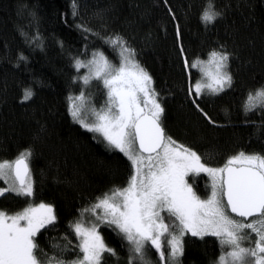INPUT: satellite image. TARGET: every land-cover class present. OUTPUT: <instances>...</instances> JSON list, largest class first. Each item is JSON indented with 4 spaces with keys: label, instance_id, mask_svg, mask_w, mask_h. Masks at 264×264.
<instances>
[{
    "label": "trees",
    "instance_id": "obj_1",
    "mask_svg": "<svg viewBox=\"0 0 264 264\" xmlns=\"http://www.w3.org/2000/svg\"><path fill=\"white\" fill-rule=\"evenodd\" d=\"M205 11L216 14L211 22L202 19ZM124 48L152 78L164 109L160 123L177 144L217 168L240 152L264 156V98L254 99L252 110L245 107L249 94L264 88V0H0V163L30 151L34 179L31 197L5 193L0 211L53 207L55 221L34 237L42 264L53 255L82 258L73 225L134 173L123 153L71 112L74 96L85 95L96 107L107 99L102 81L81 80L77 61L101 52L117 66ZM214 51L228 56L231 86L196 94L200 64ZM28 89L32 96L25 100ZM189 183L201 199L211 192L204 173ZM165 217L170 230L178 224ZM99 231L111 249L101 264H142L115 226L102 223ZM182 243L176 257L165 248V261L147 245V264H218L228 252L211 235L186 233Z\"/></svg>",
    "mask_w": 264,
    "mask_h": 264
},
{
    "label": "snow or ice",
    "instance_id": "obj_2",
    "mask_svg": "<svg viewBox=\"0 0 264 264\" xmlns=\"http://www.w3.org/2000/svg\"><path fill=\"white\" fill-rule=\"evenodd\" d=\"M215 15L205 11L202 19L211 22ZM119 43V39L114 41ZM124 51L129 55L123 57L119 67L103 54L89 62L94 78L103 82L108 97L104 107L93 109L95 119L86 122L80 109L75 105L72 108L73 118L82 127L101 134L112 148L128 158L134 169L126 188L105 194L94 205L104 210L97 221L114 225L133 245L142 264H147L146 244L159 253L161 261L166 259L165 248L169 250L168 257L182 255L186 233L201 238L215 236L222 246H228L231 250L220 258L219 264H228L227 258H231V264H264V156L240 152L223 167H210L195 151L166 136L160 123L164 109L156 99L155 89L150 87L152 78L134 61L131 49ZM227 60L223 53H211L215 72L210 83L195 84L196 94L204 87L215 94L231 86ZM198 63L191 67L196 68ZM76 66L79 69L83 65L77 61ZM84 81L88 83V77ZM31 96V90H25L24 99ZM257 98H264V88L249 94L247 110H252V101ZM209 122L213 123L210 118ZM30 155L26 151L12 163H0V180L8 184L0 187V197L8 192L33 195L27 163ZM192 172H204L212 178L207 198L201 199L185 179ZM164 211L178 221L171 230L160 215ZM54 221L53 208L43 203L29 205L13 215L0 211V264H42L33 237ZM97 228L96 223L86 227L76 222L73 229L81 238L82 258L68 262L53 255L47 264H100L101 253L111 249L103 244ZM246 241L250 246H245Z\"/></svg>",
    "mask_w": 264,
    "mask_h": 264
},
{
    "label": "rangeland",
    "instance_id": "obj_3",
    "mask_svg": "<svg viewBox=\"0 0 264 264\" xmlns=\"http://www.w3.org/2000/svg\"><path fill=\"white\" fill-rule=\"evenodd\" d=\"M99 54H103L101 52H95L93 53L89 59L87 60H82L80 61V63L83 65L82 67H80L78 70L81 71V80L85 83L84 81V77H88V83L95 79L94 78V72H93V66L89 63L90 61L93 60V58L95 57L96 59H99ZM129 55L128 52H125V51H122L121 52V61L120 63L116 66V67H119L121 62H122V59L123 57H127ZM103 56L107 59V57L103 54ZM108 60V59H107ZM109 61V60H108ZM134 61L137 63V61L134 59ZM110 62V61H109ZM200 68L202 70V79H203V82L202 84H207V83H210L211 82V74L215 72V65L212 63L211 61V57L207 60V61H204L200 64ZM227 71V69H226ZM228 72V71H227ZM151 88H153V84L151 83L150 85ZM80 97H83V99H79ZM108 99V97H107ZM106 99V101H107ZM156 99L158 100V96H156ZM106 101L104 102V104H102L101 106L99 107H96L95 105V102L93 104V102L89 103V100L85 97V95H78V96H74L71 100V112H72V108L73 106L75 105L77 108L80 109V116L82 119H84L86 122H92L95 117L93 115V109H96V110H99L100 108L104 107L105 104H106ZM159 102V100H158ZM147 111V109H146ZM161 118V117H160ZM80 124V123H79ZM81 125V124H80ZM82 126V125H81ZM85 128V127H84ZM86 129V128H85ZM99 134V133H97ZM101 135V134H100ZM102 136V135H101ZM103 137V136H102ZM145 155V154H144ZM147 156V155H145ZM15 160H12V161H6V162H9V163H12L14 162ZM145 164H147V161H145ZM144 171L146 172L147 171V168L145 167ZM200 173H204V172H200ZM199 173V174H200ZM208 176L209 180H210V186L212 184V178L207 174V173H204ZM192 175H197V173L195 172H192V173H189V175L185 178L188 182H189V177L192 176ZM29 179L31 181V184H32V190H33V193H34V179H33V176L32 174L30 173L29 174ZM3 182L5 183V181L3 180ZM128 186V185H127ZM126 186V187H127ZM4 187H8V184L5 183V186ZM125 187V188H126ZM113 192L109 193V195H111ZM104 197V196H103ZM102 197V198H103ZM100 198V199H102ZM99 199V200H100ZM117 199H120L119 197H117ZM99 200L97 201V203L99 202ZM96 203V204H97ZM226 203V202H225ZM45 205H48V204H45ZM95 205V204H94ZM35 206H38V205H35ZM50 206V205H49ZM52 207V206H51ZM53 208V207H52ZM54 212V210H53ZM166 211L164 212H161L160 215L164 218H166ZM104 214V210L102 208H94V206H92L89 210H87L84 214V216L82 217V220L81 222L86 226V227H90L92 224L96 223L98 224V228H97V231L101 237V240L103 242V244L105 245V242H104V239L102 237V234L100 233L99 231V227L102 223H100L99 221H97V216H103ZM168 214V213H167ZM8 215H13V214H8ZM55 215V214H54ZM238 219V218H236ZM21 223L23 224L24 222L21 221ZM165 223H166V219H165ZM47 226V225H46ZM114 226V225H113ZM122 234V233H121ZM191 234V233H189ZM123 235V234H122ZM207 236V235H205ZM124 237V235H123ZM199 237V236H197ZM80 238V237H79ZM125 238V237H124ZM34 239V237H33ZM126 239V238H125ZM80 241H81V238H80ZM126 241L128 242V240L126 239ZM129 243V242H128ZM245 243V246H250L248 244V242H244ZM130 244V243H129ZM131 245V244H130ZM147 245L149 244H146L145 246V249L147 247ZM106 246V245H105ZM132 248H133V245H131ZM231 249L228 247V251H230ZM104 253V252H103ZM103 253H101V259H100V264H101V260H102V255ZM146 253H147V249L145 251V260H146ZM226 253H224V255L222 257H226ZM148 262V260H146ZM220 261V259H219ZM227 261H228V264H231V258H227ZM219 264V262H218Z\"/></svg>",
    "mask_w": 264,
    "mask_h": 264
},
{
    "label": "water",
    "instance_id": "obj_4",
    "mask_svg": "<svg viewBox=\"0 0 264 264\" xmlns=\"http://www.w3.org/2000/svg\"><path fill=\"white\" fill-rule=\"evenodd\" d=\"M162 126V125H161ZM164 129V128H163ZM164 132H165V130H164ZM165 135H166V133H165ZM167 136V135H166ZM137 147H138V144H137ZM145 155H148L147 153H145ZM153 155H155V154H153ZM27 163H28V161H27ZM239 165H237V167H238ZM28 167H29V174H30V166H29V163H28ZM225 202H226V200H225ZM232 215H234V214H232ZM237 218H240V217H237ZM241 219V218H240Z\"/></svg>",
    "mask_w": 264,
    "mask_h": 264
}]
</instances>
